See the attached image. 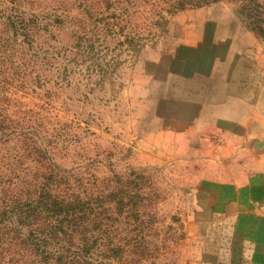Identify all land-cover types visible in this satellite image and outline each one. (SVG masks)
<instances>
[{"label":"rangeland","instance_id":"374dc122","mask_svg":"<svg viewBox=\"0 0 264 264\" xmlns=\"http://www.w3.org/2000/svg\"><path fill=\"white\" fill-rule=\"evenodd\" d=\"M229 95L234 133L212 101ZM257 169L264 39L234 1L0 0V179L123 184L113 250L86 264H259L239 244L244 213L216 196Z\"/></svg>","mask_w":264,"mask_h":264},{"label":"trees","instance_id":"16d2710c","mask_svg":"<svg viewBox=\"0 0 264 264\" xmlns=\"http://www.w3.org/2000/svg\"><path fill=\"white\" fill-rule=\"evenodd\" d=\"M213 1L158 0L181 8ZM232 1L246 27L264 39V0ZM43 178L33 186L0 179V264H86L83 255H90L92 248L97 253L113 250L108 235L116 229L117 203L126 202L123 184L108 193L91 189L89 195H80L59 191L54 171L43 172Z\"/></svg>","mask_w":264,"mask_h":264},{"label":"crops","instance_id":"0c3cea01","mask_svg":"<svg viewBox=\"0 0 264 264\" xmlns=\"http://www.w3.org/2000/svg\"><path fill=\"white\" fill-rule=\"evenodd\" d=\"M240 99V97L229 95L224 98L216 97L215 100H212L215 108L219 109V112L216 113L219 129L234 133L230 129L232 126L230 120H237L233 114L235 111L231 110L232 108L227 112L223 110L231 101H240ZM202 105L204 108L205 101ZM218 182L223 185L222 189L219 183L214 186L215 189H221L217 191L216 196L226 202H235L237 211L241 210V213H244L243 218L240 217V223L247 228L248 236L243 237L239 242L243 246L244 253L251 261L264 264V169L252 171L241 184H236L237 180L235 181L234 178Z\"/></svg>","mask_w":264,"mask_h":264}]
</instances>
